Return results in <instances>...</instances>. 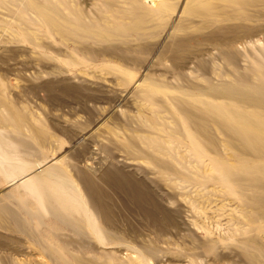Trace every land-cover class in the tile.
<instances>
[{"label":"rangeland","instance_id":"1","mask_svg":"<svg viewBox=\"0 0 264 264\" xmlns=\"http://www.w3.org/2000/svg\"><path fill=\"white\" fill-rule=\"evenodd\" d=\"M263 75L264 0H0V264H264L210 91Z\"/></svg>","mask_w":264,"mask_h":264},{"label":"bare ground","instance_id":"2","mask_svg":"<svg viewBox=\"0 0 264 264\" xmlns=\"http://www.w3.org/2000/svg\"><path fill=\"white\" fill-rule=\"evenodd\" d=\"M238 40L239 39L237 37L236 38L230 37L227 39L225 43L227 46H230L231 44H233ZM245 80L248 79L242 78V81ZM261 83L260 84L248 83L245 84L246 85L245 87H238V88H236L232 84H228L225 85L222 90L210 89L212 93H223L225 97H227V99H229L230 101L226 106V108L223 110L224 111L223 129L228 139V147L229 149L237 151L238 157L236 160L237 162H239L238 168L236 169H232V167L228 168V171H230V178L228 180L231 183L235 182L236 180L244 179L242 171L245 168V163L248 162L246 157L252 158V160L250 159V162L252 164L250 168L252 167L258 168L259 166L257 165L262 163L264 160V84ZM226 158H230V157H226ZM250 162H248V164H250ZM254 175H257V173H255ZM99 192L100 189L94 183L90 189V193L88 194L90 205L94 209H96V212L99 211L100 214L105 219L110 221L112 216L110 214V211L101 205ZM97 214L100 215L98 212ZM71 224L74 225V231L79 235L82 241L85 231H82L81 228H79V225H75L74 223ZM96 234L99 236L98 232H96ZM81 241H72L70 243L73 245H77L80 244ZM93 244L97 245L96 242L93 243L88 242L86 239V248ZM114 247L115 246H109V247L102 246V248L105 249H110ZM86 254L87 253L85 252L77 253V256L81 255L82 257L80 258L85 259ZM74 255L75 254H73V256ZM49 256L52 257L51 253ZM79 264H84V262L81 263V260L79 259Z\"/></svg>","mask_w":264,"mask_h":264}]
</instances>
